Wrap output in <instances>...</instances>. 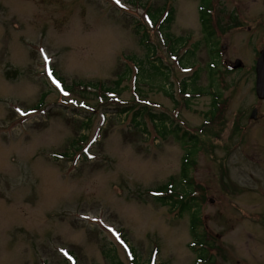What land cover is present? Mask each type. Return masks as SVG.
Returning a JSON list of instances; mask_svg holds the SVG:
<instances>
[{
	"label": "rangeland",
	"instance_id": "obj_1",
	"mask_svg": "<svg viewBox=\"0 0 264 264\" xmlns=\"http://www.w3.org/2000/svg\"><path fill=\"white\" fill-rule=\"evenodd\" d=\"M203 4L0 0V264H110L104 251L123 264H133L131 252L136 264H194L189 215L155 204L165 194L152 191L170 181L179 189L185 133L206 149L232 146L229 123L218 140L199 134L215 95L230 121L238 99L251 94L209 72ZM261 4L210 0L209 7L213 15L238 7L247 17ZM157 9L165 14L154 25L149 11ZM169 10L171 35L188 39L178 56L160 32ZM150 63L163 67L167 82ZM121 77L118 93L105 99L91 88L113 89ZM199 157L190 173L196 181L216 174L225 151Z\"/></svg>",
	"mask_w": 264,
	"mask_h": 264
},
{
	"label": "flooded vegetation",
	"instance_id": "obj_2",
	"mask_svg": "<svg viewBox=\"0 0 264 264\" xmlns=\"http://www.w3.org/2000/svg\"><path fill=\"white\" fill-rule=\"evenodd\" d=\"M216 13L199 20L203 36L207 32L213 36L209 50L213 51L214 69L222 82L231 77L232 88L247 85L251 94L241 96L233 117L225 119L231 124L227 141L232 146L211 144V154L218 148L225 151V157L215 159L214 176H201L199 181L191 176L196 158L205 149L195 143L188 147L183 162L190 166L181 178L180 190L172 193V209L189 215L192 240L188 248L197 249L194 264H264V98L256 91V66L264 52V0L247 17L238 7ZM233 76L240 77L234 81ZM242 77L249 83H242ZM236 152L240 158L232 160Z\"/></svg>",
	"mask_w": 264,
	"mask_h": 264
},
{
	"label": "trees",
	"instance_id": "obj_3",
	"mask_svg": "<svg viewBox=\"0 0 264 264\" xmlns=\"http://www.w3.org/2000/svg\"><path fill=\"white\" fill-rule=\"evenodd\" d=\"M165 12V9H157L154 13H152V11H149V17H150V20L151 22L155 25L158 20L162 17L163 13ZM165 14V13H164ZM205 11L202 12V15H205ZM174 13L172 10H169L167 13H166V16H165V19L162 23V25L160 26V32L162 33L164 39H163V43H164V47H166L170 54L174 55L180 51L179 49L182 48L184 45H185V39L184 38H175L171 35L170 33V29H171V24L172 22L174 21ZM142 28V27H140ZM141 32V30L139 29L138 32ZM139 32V33H140ZM213 36H212V33L210 32H207V36H206V40L207 42L208 41H213ZM149 40V35L148 36H144L142 35L141 36V42H142V45L145 46V48H147V51L149 53H151L152 55H154L156 53V50H157V47L152 45V44H149L147 41ZM194 54L191 53L190 56H193ZM189 56V55H188ZM189 56V58H190ZM142 63V61H140ZM151 64V63H150ZM151 69L154 71V74H156L155 76H157L158 78H160L161 76L164 77L163 80H165L166 82L168 81V76H167V73L164 72L163 70V67H160L158 68V66H156L155 63L151 64ZM126 76V75H125ZM124 80V77H121L119 81H117L115 83V88L113 89H106L104 84H100L99 85H93V87L91 85L88 86V88L91 86V88H93L94 90H100L102 92V99H105L106 97V93H118L117 89L121 83L123 82ZM100 86V87H99ZM46 95H44L41 99V102L43 103V100L45 98ZM40 103V104H42ZM40 104H39V107H40ZM38 107V108H39ZM130 109H122L121 110V113L120 114H127L129 112ZM220 110V109H217V104L216 102H214L213 104V110L211 111L210 115L206 117V120H205V124L200 128L201 129V132H202V135L204 137V139H210V140H213V139H217L220 134L222 133L223 129H224V125H225V118H224V115L221 114V116H218L217 115V111ZM149 117L151 119L154 118V115H151L149 114ZM166 122V120H165ZM87 124V123H86ZM165 130H167L168 128H164ZM186 136H187V133L185 135L182 136L181 140H183V142L186 140ZM202 139L200 138L198 143L201 141ZM203 144V143H201ZM196 147H194L195 149ZM207 154H211V152H209V150L207 149L206 150ZM170 186L169 184H166L162 187H159L157 189H155V193H159V192H162L165 194V196L163 197H158V198H154L153 197V202L155 204H158V205H161V206H167V207H172L174 206L172 204V193L175 191L173 190V188L170 189ZM113 252V251H112ZM112 252H103V255L105 257V259L107 261H109L110 264H123L118 257H116L115 255L112 254ZM133 262L134 264H136L135 260L133 259Z\"/></svg>",
	"mask_w": 264,
	"mask_h": 264
},
{
	"label": "water",
	"instance_id": "obj_4",
	"mask_svg": "<svg viewBox=\"0 0 264 264\" xmlns=\"http://www.w3.org/2000/svg\"><path fill=\"white\" fill-rule=\"evenodd\" d=\"M257 94L264 98V53L257 63Z\"/></svg>",
	"mask_w": 264,
	"mask_h": 264
},
{
	"label": "snow or ice",
	"instance_id": "obj_5",
	"mask_svg": "<svg viewBox=\"0 0 264 264\" xmlns=\"http://www.w3.org/2000/svg\"><path fill=\"white\" fill-rule=\"evenodd\" d=\"M116 3L119 4L120 3V0H116ZM47 59V58H46Z\"/></svg>",
	"mask_w": 264,
	"mask_h": 264
}]
</instances>
